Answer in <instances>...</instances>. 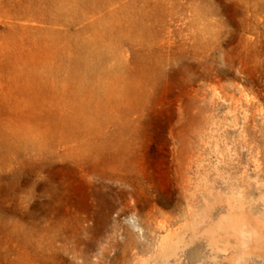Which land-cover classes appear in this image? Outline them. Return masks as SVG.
Instances as JSON below:
<instances>
[{"label": "rangeland", "instance_id": "rangeland-1", "mask_svg": "<svg viewBox=\"0 0 264 264\" xmlns=\"http://www.w3.org/2000/svg\"><path fill=\"white\" fill-rule=\"evenodd\" d=\"M0 264H264V0H0Z\"/></svg>", "mask_w": 264, "mask_h": 264}]
</instances>
